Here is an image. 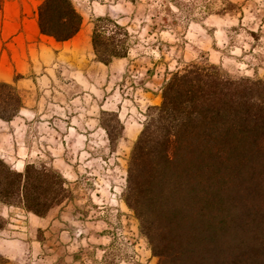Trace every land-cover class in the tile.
Returning a JSON list of instances; mask_svg holds the SVG:
<instances>
[{"label": "rangeland", "instance_id": "obj_1", "mask_svg": "<svg viewBox=\"0 0 264 264\" xmlns=\"http://www.w3.org/2000/svg\"><path fill=\"white\" fill-rule=\"evenodd\" d=\"M41 1L0 0V37L3 20L8 25L18 12L17 21L25 22L22 31L37 51L32 69L36 93L28 111L10 122L0 119V158L18 171L27 162L52 165L77 184L76 202L50 211L57 219L52 237L56 251L47 258L46 240L43 261L37 264H50L52 256L57 264H93L104 255L109 264L147 263L151 252L123 200L130 152L147 109L161 103L162 86L171 72L189 62L217 64L235 77L260 78L264 0H72L83 16V27L63 43L35 32ZM105 15L132 35L128 56L109 65L96 61L91 45L93 23ZM14 36L0 42L4 64ZM21 76V71L15 72V78ZM104 126L113 138H120L114 150ZM17 219L25 228L24 237L33 232L42 240L46 219ZM64 242L71 244L69 249ZM101 247H109L106 254ZM31 260L25 255L9 264Z\"/></svg>", "mask_w": 264, "mask_h": 264}, {"label": "trees", "instance_id": "obj_2", "mask_svg": "<svg viewBox=\"0 0 264 264\" xmlns=\"http://www.w3.org/2000/svg\"><path fill=\"white\" fill-rule=\"evenodd\" d=\"M36 13L40 34L59 43L83 27L72 0H42ZM131 37L118 20L98 17L96 61L126 58ZM23 107L16 87L0 82V119ZM104 129L114 150L120 138ZM67 199L52 165L18 171L0 158V205L45 217ZM123 200L156 264H264V79L196 61L171 72L131 149ZM5 225L0 216V231Z\"/></svg>", "mask_w": 264, "mask_h": 264}, {"label": "crops", "instance_id": "obj_3", "mask_svg": "<svg viewBox=\"0 0 264 264\" xmlns=\"http://www.w3.org/2000/svg\"><path fill=\"white\" fill-rule=\"evenodd\" d=\"M4 16L6 17L7 15L5 14ZM18 16V12L12 14V16L9 17L10 23L8 25H6V18L3 20L4 28L2 29V38L0 37V42L2 41V39H5V36H10L12 33H15V36L13 37V42L9 43L12 52L8 58L7 63L4 64L3 55L0 60V82L14 83L15 87L17 88L23 99L24 107L19 112L23 113L24 111L29 110L28 107L31 105V97L35 95L37 90V83L35 82L37 78L33 76L34 72L32 71L34 57L35 55H37V51H34V49L31 48L34 44H32L29 34H27L24 30L22 31L26 24L24 21H17ZM34 22L36 29L35 32L38 33L41 37H45L39 32L37 16L34 19ZM43 51L41 53H43ZM46 51L47 50H45V52ZM19 71H21L22 76L19 78H15V72ZM259 77L264 79V74H259ZM67 185L71 191V199L65 200L62 204L67 202L73 204L76 202L74 192L77 190V184L74 182L67 181ZM21 215H27L29 217L32 216L37 220H47V226L46 228H43L46 230L42 229V240L38 239L36 233L33 232L32 234L27 235V237H24L21 231H23L25 228L20 224V220L17 219L21 217ZM0 216L6 220L5 227L0 231V256H3L8 260H15L21 259L25 255H31V264H37L40 261H43L44 257L42 256V253L43 249L46 247V240L48 242L47 258L49 259L50 252L54 253L56 251V245L54 242H52V240L53 238L55 239V227L57 219L55 217L50 216V212L45 217H38L36 215L26 213L24 210L18 207H7L5 205H0ZM12 233V236L9 235ZM50 241L52 247H50ZM64 243V248L69 249L71 244L68 242ZM101 249L103 254H106L107 250H109V247H101ZM64 253L66 254V251ZM65 254H63L64 258H66ZM52 257L54 258L50 264H57V259L55 258V256ZM72 258L75 261L82 260L80 258L76 259V255H72ZM147 259H149V261L143 264H156L150 254L147 256ZM93 264H109V262L107 261V256L104 255L103 258H99V260L94 261ZM116 264L130 263L118 262Z\"/></svg>", "mask_w": 264, "mask_h": 264}]
</instances>
